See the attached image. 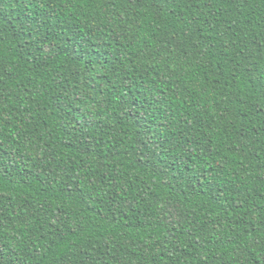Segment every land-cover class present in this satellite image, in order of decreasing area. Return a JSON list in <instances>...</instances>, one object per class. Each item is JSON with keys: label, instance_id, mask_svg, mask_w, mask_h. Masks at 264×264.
I'll return each mask as SVG.
<instances>
[{"label": "trees", "instance_id": "16d2710c", "mask_svg": "<svg viewBox=\"0 0 264 264\" xmlns=\"http://www.w3.org/2000/svg\"><path fill=\"white\" fill-rule=\"evenodd\" d=\"M0 264H264V0H0Z\"/></svg>", "mask_w": 264, "mask_h": 264}, {"label": "snow or ice", "instance_id": "6c2138e0", "mask_svg": "<svg viewBox=\"0 0 264 264\" xmlns=\"http://www.w3.org/2000/svg\"><path fill=\"white\" fill-rule=\"evenodd\" d=\"M82 3H88L89 0H81ZM93 2H102V0H93Z\"/></svg>", "mask_w": 264, "mask_h": 264}]
</instances>
